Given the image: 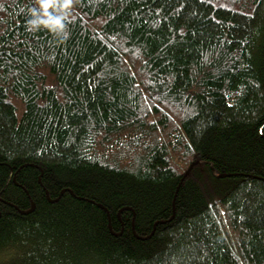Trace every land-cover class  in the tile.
<instances>
[{
    "label": "trees",
    "instance_id": "1",
    "mask_svg": "<svg viewBox=\"0 0 264 264\" xmlns=\"http://www.w3.org/2000/svg\"><path fill=\"white\" fill-rule=\"evenodd\" d=\"M33 7L0 0V264H264V0Z\"/></svg>",
    "mask_w": 264,
    "mask_h": 264
},
{
    "label": "clouds",
    "instance_id": "2",
    "mask_svg": "<svg viewBox=\"0 0 264 264\" xmlns=\"http://www.w3.org/2000/svg\"><path fill=\"white\" fill-rule=\"evenodd\" d=\"M75 3L76 0H36L37 7L30 9L28 29L30 31L46 29L54 36L66 39L69 35L71 10Z\"/></svg>",
    "mask_w": 264,
    "mask_h": 264
},
{
    "label": "water",
    "instance_id": "3",
    "mask_svg": "<svg viewBox=\"0 0 264 264\" xmlns=\"http://www.w3.org/2000/svg\"><path fill=\"white\" fill-rule=\"evenodd\" d=\"M186 174H188V172H187ZM186 174H185V175H186Z\"/></svg>",
    "mask_w": 264,
    "mask_h": 264
}]
</instances>
